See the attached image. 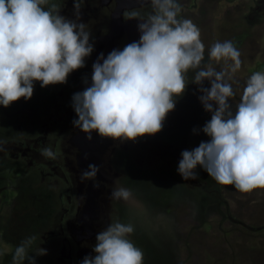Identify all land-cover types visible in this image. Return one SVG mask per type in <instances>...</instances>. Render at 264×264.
Here are the masks:
<instances>
[{"label": "rangeland", "instance_id": "obj_1", "mask_svg": "<svg viewBox=\"0 0 264 264\" xmlns=\"http://www.w3.org/2000/svg\"><path fill=\"white\" fill-rule=\"evenodd\" d=\"M65 2L76 9L75 0H49L48 7L55 5L61 15ZM130 2L133 4L127 7L125 0H80L83 13L77 23L88 25L90 43L94 50L98 49L93 64L101 53L106 58L112 50H122L131 43L129 32L134 41L139 40L136 27L140 21L133 23L135 32L129 29L128 37L127 26L122 24L131 20L124 13L130 14L143 3ZM181 3L186 4L180 16L184 12L182 18L190 14L187 19L191 18L201 31L205 45L203 63H208V50L217 41L230 40L240 51L242 66L232 74L231 81L236 94L229 101L235 111L247 79L257 71H264V0ZM73 14L77 16L76 12ZM212 64L217 70L225 66L223 61ZM91 77L87 79L89 86ZM193 77L194 72H189L184 94L175 98V109L160 135L163 143L150 144L155 149L150 151L151 174L145 179L140 171L134 174L137 168L122 164L120 159L113 161L116 150L128 155L127 148L134 147L140 137L135 141L113 140L94 131L107 144V155L99 160L95 180H82L85 170L79 171L74 157H70L72 147L68 139L72 136L73 145L81 130L76 127L72 135L69 132L67 117L74 108L67 96L68 81L41 87L40 93L36 92L53 90L52 100L46 101L41 109L35 105L39 103L38 95L32 103L21 98L7 108L0 106V264H12L16 246L31 237L35 239L29 255L35 257L36 264H81L85 256H95L97 234L116 221L134 226L129 239L143 251L144 264H264V189L239 192L234 186L217 183L201 166L195 169L197 179L185 180L177 171L179 161L171 160L190 142L189 134L193 136V149L210 140L202 129L212 113L204 109L199 99L203 93L191 82ZM81 86H75L76 90L80 91ZM203 86L211 87L207 80ZM45 98L48 99L47 95ZM48 115L54 117L47 118ZM43 149H49L53 155H43ZM130 158L138 160L134 149ZM125 162L134 164L129 156ZM116 164L121 171L114 168ZM117 178L119 186L131 192L134 187L148 185L156 196L151 198V193H147L146 198L139 199L142 206L134 195L128 201L110 199ZM43 203H48V208ZM46 208L51 216H47L44 224L36 213ZM95 208L93 216L91 210ZM101 214L103 218L97 224L91 222ZM69 240L73 242L72 251ZM40 247L46 250V255L36 256ZM25 264L30 262L26 260Z\"/></svg>", "mask_w": 264, "mask_h": 264}, {"label": "clouds", "instance_id": "obj_2", "mask_svg": "<svg viewBox=\"0 0 264 264\" xmlns=\"http://www.w3.org/2000/svg\"><path fill=\"white\" fill-rule=\"evenodd\" d=\"M49 0H0V105L5 108L21 98L30 100L34 82L41 87L66 84L69 74L85 67V58L94 51L88 25L60 15ZM151 13L141 17L132 12L127 19L139 20L140 38L122 50L114 49L105 58L101 53L93 64L92 83L72 97L78 116L75 127L113 140H132L162 131L169 112L191 82L203 93L199 99L212 113L202 131L210 140L184 150L178 173L197 179L201 166L217 183L234 186L242 193L264 189V71L246 81L240 102L233 111V75L241 69V53L230 40L215 42L208 50L199 27L181 18L178 0H150ZM77 18L81 8L75 0ZM224 62L217 70L212 62ZM231 62V63H228ZM211 87H204V81ZM87 83V80H85ZM194 132L196 129L193 130ZM42 154L51 157L49 149ZM82 180H95L99 168L90 164ZM110 199L128 201L130 189L115 181ZM99 186L98 184L96 185ZM132 224L119 221L99 232L93 251L81 264H144V253L129 239ZM35 237L16 246L12 264H36L29 255ZM41 248L36 256L46 255Z\"/></svg>", "mask_w": 264, "mask_h": 264}, {"label": "flooded vegetation", "instance_id": "obj_3", "mask_svg": "<svg viewBox=\"0 0 264 264\" xmlns=\"http://www.w3.org/2000/svg\"><path fill=\"white\" fill-rule=\"evenodd\" d=\"M126 1V4H127V7L129 6V3H131V4H133L132 2H130V0H125ZM64 1H61V3H63ZM142 4H141V7H139L140 5H137V9L135 10V12H138L139 14H140V16L141 17H146L149 13H151V11H152V8H151V5H150V0H142ZM181 2H183V0H178V3L181 5V9H183V8H185V4L186 3H184V4H182ZM185 2V1H184ZM144 4V5H143ZM53 6V5H52ZM63 8H64V10L61 12V15L62 16H64L65 18H67V19H69V20H72V21H78L82 16H81V14L83 13V11H82V9L80 8V10H79V19L77 18V16H75L74 14H73V12H76L77 13V10L76 9H74V6H70V4L68 3V2H65V4H64V6H63ZM132 12H134V11H130V14L132 13ZM130 14H129V16H130ZM186 14V12H184V13H182L181 15L182 16H180L181 18L184 16ZM190 15V14H189ZM189 15H187V17H186V19L189 17ZM128 18V17H127ZM191 19V18H190ZM130 20V19H129ZM135 21H138L139 22V20H136V19H131L130 21H124V22H122V24H123V26H127L126 27V29H127V31H126V34H127V36L126 37H128V32H129V29L132 31V32H134V27H135V25L133 24ZM136 29H138V27H136ZM129 36L131 37V41L133 42L134 40H133V37L131 36V33L129 32ZM127 40H128V38H127ZM129 41V40H128ZM101 48H103V47H101ZM100 49V48H99ZM105 48H103V50H104ZM123 49V48H122ZM98 50V49H97ZM97 50H94L93 52H92V54L89 56V57H86L85 58V67H83V68H80V69H78V70H76V71H74V72H72L71 74H69V76H68V82H69V84H70V90H69V93L67 94V96H68V98H70L69 99V101L72 103V97H73V95L75 94V93H77V92H81L82 90H83V88H84V85L85 86H89V85H87V83H85V80H87L88 79V77L90 76V75H92V73H93V68H92V66H93V62L95 61V55H96V51ZM103 52V51H102ZM88 61H89V63H90V61H91V64H92V66H90L89 67V63H88ZM74 82H76V84L74 83ZM82 83L83 84V86H81L80 85V83ZM75 86H78L79 88H80V86L82 87L81 88V90L80 91H77L76 90V88H75ZM55 87V86H54ZM40 89H41V83L39 84V85H37V84H34V93H33V95H34V99L33 98H31L29 101H31L30 103H32L35 99H36V97H37V95H38V97H39V103L37 104V103H35V105H37L38 106V108H40L41 109V106H45L46 105V101H47V103H48V101H49V103H50V101L52 100V95H51V93H52V88H50V89H47V92H45L44 91V93H42V94H38V93H36V92H39L40 91ZM36 93V94H35ZM40 93V92H39ZM47 95V97H48V99L47 98H45V96ZM38 100H36V101H38ZM0 106H3V105H0ZM70 113V112H69ZM51 116H53L54 117V115H48L47 116V118H49V117H51ZM170 112L168 113V115H167V118L165 119V121H164V125L166 124V122H168L169 121V118H170ZM69 118V121L67 122V124H68V126L70 127V130H69V132L71 133V135H72V133H73V131H74V129L76 128L75 126H74V124H73V121L75 120V119H78V116H77V114L75 113V111L73 110L70 114H68V117H67V119ZM190 131V130H189ZM192 131V130H191ZM161 132L162 131H160L159 133H157V134H155V135H146V136H143V137H140V139L136 142V144L134 145V147H132V148H127V152H128V155L127 154H125V153H123L122 151H120V150H116V154L114 155V157H113V161H115V159H116V161H118L119 159L120 160H122L123 161V163L122 164H128V165H130L133 169H135V168H137V170H134V174H135V172L136 171H140V173H141V176H143V179H145L144 177H146V178H148V175L149 174H151L150 173V168H149V161H148V158L150 157L149 156V154H150V151L152 150V149H155V147H152V145L150 146V144L151 143H154V145L155 144H157V145H159V143L160 142H162V141H164V139H160V135H162L161 134ZM191 133V132H190ZM69 134V133H68ZM87 135L88 134H86V133H84L83 131H80V133L76 136V138H75V143L72 145L71 144V137L72 136H70V138L68 139L69 140V144L71 145V147H72V153L70 154V157H74V163H75V166H76V168H78L79 169V171L80 170H85V164H84V161H83V159L85 158V156H86V152H87V148H88V144L91 142V141H95V140H97V139H99L100 140V138H97L98 137V135L97 134H95V133H91V135H92V139L91 140H89L88 138H87ZM165 138H167V137H165ZM189 138H190V142L187 144V146L184 148V150H192L193 149V136H192V134L190 135L189 134ZM68 140H65L66 142L68 141ZM165 140H167V139H165ZM176 140V139H175ZM168 142V141H167ZM163 143V142H162ZM118 144V141H117V143L115 144V145H117ZM138 144H139V146H138ZM143 144H145L144 146H143ZM160 146V145H159ZM53 147H54V145H53ZM86 147V151L85 152H83V149ZM144 147H146V148H144ZM55 148V147H54ZM132 149H134V151L136 152V155H137V158H138V160H134V158H130V154H131V151H132ZM159 149V148H158ZM184 150H180L179 152H178V157L177 158H175V156H171V160L174 162V163H176L177 161H179L180 162V160L182 159V156H181V153H182V151H184ZM76 151H77V153H76ZM171 151V150H170ZM57 155H58V158H57V162H60V155L58 154V153H56ZM129 156V159H131L133 162H134V164L132 165V164H130V162H125V159H127V157ZM139 157H140V159H139ZM85 160V159H84ZM117 165H119V164H116V167H114V165H113V167L115 168V169H119L118 168V166ZM175 165V164H174ZM71 166V165H70ZM142 167V168H141ZM145 167V169H143ZM71 170V169H70ZM120 170V169H119ZM121 171V170H120ZM156 177V176H155ZM127 179L128 178H126V184L128 185V186H130L128 183H127ZM155 180V179H154ZM125 186V185H124ZM140 187V186H139ZM136 188V187H134V189L132 190V195H134L135 197H136V199H137V201H138V204L140 205V206H142V204H141V200H139V199H141V198H146L147 197V193H151V198H153L154 196H156L155 195V192L153 191V189L151 188V187H149L148 185L146 186V185H142L140 188ZM153 188L155 189V190H158L159 192H160V189H158V188H156L155 186H153ZM164 191V190H163ZM86 196V193H85V195H84V197ZM158 196V195H157ZM33 199V198H32ZM157 199H159L158 197H157ZM43 206H47V208H48V203H43L42 204ZM42 205H40V206H42ZM47 208L43 211V212H39V213H36V217H37V219L38 220H40V221H44V224L45 223H47V216H51V214L47 211ZM24 209H26V210H29L28 209V207H24ZM95 211H96V208L94 209V210H91V214L93 215V216H95ZM37 214H38V216H37ZM100 218H103V215L101 214V216L100 217H97L96 219H92L91 220V222L92 223H96L97 224V222L99 221V219ZM23 228H25V227H23ZM22 228V229H23ZM26 229V228H25ZM39 229L37 230V233H39ZM36 232V231H35ZM70 232H71V230H70ZM69 231L67 232L68 234H71ZM54 236V235H53ZM88 240V239H87ZM71 243L73 244V242L71 241V240H69V244H70V251H72V246H71ZM89 250V249H88ZM91 251V250H90ZM95 255H96V253H95ZM74 264V263H73Z\"/></svg>", "mask_w": 264, "mask_h": 264}, {"label": "water", "instance_id": "obj_4", "mask_svg": "<svg viewBox=\"0 0 264 264\" xmlns=\"http://www.w3.org/2000/svg\"><path fill=\"white\" fill-rule=\"evenodd\" d=\"M134 32H135V30H134ZM97 144L101 147V149L97 146ZM87 146H88V148H87L88 150L86 152L87 154L84 158L85 160L83 159L85 167H86L85 171L89 170L88 166L90 164H94V165L99 167V165H100L99 160H101V158L104 157V154L107 155V150L105 147V146H107V144L102 143V141L99 139H97L95 141L94 140L91 141ZM85 151H86V147L83 149V152H85ZM87 210H88V208H86L85 211L87 212Z\"/></svg>", "mask_w": 264, "mask_h": 264}, {"label": "bare ground", "instance_id": "obj_5", "mask_svg": "<svg viewBox=\"0 0 264 264\" xmlns=\"http://www.w3.org/2000/svg\"><path fill=\"white\" fill-rule=\"evenodd\" d=\"M206 251V250H205Z\"/></svg>", "mask_w": 264, "mask_h": 264}]
</instances>
